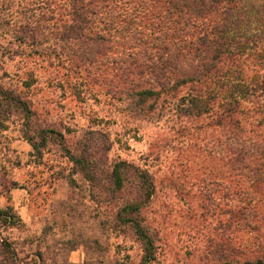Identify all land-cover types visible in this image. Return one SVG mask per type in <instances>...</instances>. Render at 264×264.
Returning a JSON list of instances; mask_svg holds the SVG:
<instances>
[{
  "label": "rangeland",
  "instance_id": "374dc122",
  "mask_svg": "<svg viewBox=\"0 0 264 264\" xmlns=\"http://www.w3.org/2000/svg\"><path fill=\"white\" fill-rule=\"evenodd\" d=\"M62 1L0 0V85L29 102L32 133L51 126L63 135L62 141L51 138L40 155L24 137L22 113L13 109L3 122L0 264H140L142 245L117 216L123 203L137 195L136 172L112 191L109 171L118 161L146 170L155 184L139 215L155 232L156 256L150 264L240 261L239 235L249 245L247 255H257L256 235L238 233L223 213L231 202L222 190L229 186L213 182L209 174L229 153L224 149L228 133L213 125L217 115L178 111L185 88L173 97L162 94L154 112L142 115L121 97L124 79H105L110 75L106 68L94 76V70L86 75L84 69L73 72L70 64H58L53 39L30 44L32 27L38 23V30L48 31L54 18L66 12L57 7ZM227 145L237 146L232 140ZM70 153L85 155L91 166L97 162L96 181ZM5 214L14 215L11 223Z\"/></svg>",
  "mask_w": 264,
  "mask_h": 264
},
{
  "label": "trees",
  "instance_id": "16d2710c",
  "mask_svg": "<svg viewBox=\"0 0 264 264\" xmlns=\"http://www.w3.org/2000/svg\"><path fill=\"white\" fill-rule=\"evenodd\" d=\"M59 6L66 12L54 18L48 31L38 30L37 23L27 35L30 44L53 39L58 64H70L73 72L84 69L86 75L94 70V76L106 68L110 75L104 78L124 79L119 94L130 101L132 111L145 116L154 112L162 94L173 97L182 88L186 91L178 111L194 117L217 115L213 125L228 133L224 149L229 153L209 174L213 182L229 186L222 190L231 202L223 213L238 233L253 232L260 247L257 255H247L249 245L239 235L236 249L243 259L218 264H264V0H63ZM13 109L24 115V137L36 154L41 155L51 138L62 141V133L51 126L32 133L29 102L0 85V129ZM228 140L237 146L227 145ZM216 141L221 143L222 137ZM69 156L96 181L97 162L91 166L85 155ZM133 170L137 195L123 203L117 216L142 245L140 264H150L156 237L140 213L155 191L151 174L115 162L109 171L111 189L120 190ZM7 215L3 218L11 223L14 215Z\"/></svg>",
  "mask_w": 264,
  "mask_h": 264
}]
</instances>
